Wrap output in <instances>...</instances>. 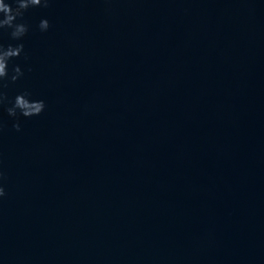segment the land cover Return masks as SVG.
<instances>
[{
	"label": "water",
	"instance_id": "obj_1",
	"mask_svg": "<svg viewBox=\"0 0 264 264\" xmlns=\"http://www.w3.org/2000/svg\"><path fill=\"white\" fill-rule=\"evenodd\" d=\"M25 20L32 71L5 91L48 106L19 132L0 108V264H264V0Z\"/></svg>",
	"mask_w": 264,
	"mask_h": 264
},
{
	"label": "clouds",
	"instance_id": "obj_2",
	"mask_svg": "<svg viewBox=\"0 0 264 264\" xmlns=\"http://www.w3.org/2000/svg\"><path fill=\"white\" fill-rule=\"evenodd\" d=\"M52 3L53 0H0V31H8L11 39L17 42L5 44L0 41V108L13 118V127L18 132L21 131L23 118L37 117L46 111L47 101L29 89H23L9 98L5 89L25 76V67L27 71H32L30 65L13 64L14 60L21 57L25 62L30 59L23 43L30 31V24L25 20L26 12L31 8H48ZM50 27L49 19L42 18L39 21L40 32H47ZM3 130L4 124L0 122V132ZM4 177L5 173L0 169V199L7 195L2 183Z\"/></svg>",
	"mask_w": 264,
	"mask_h": 264
}]
</instances>
